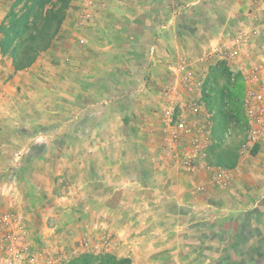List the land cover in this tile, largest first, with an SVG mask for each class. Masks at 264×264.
Listing matches in <instances>:
<instances>
[{
    "label": "rangeland",
    "instance_id": "374dc122",
    "mask_svg": "<svg viewBox=\"0 0 264 264\" xmlns=\"http://www.w3.org/2000/svg\"><path fill=\"white\" fill-rule=\"evenodd\" d=\"M120 2L134 4L0 0V220L20 222L0 221V243L9 231L23 237L19 264H264V184L254 187L264 175L257 174L258 148L245 146L247 86L241 75L240 87L232 84L229 67L213 71L201 63L211 45L234 31L219 35L214 19L191 28L187 22L176 38L165 30L158 70L153 60L155 71L145 75L147 47L124 45L127 56L115 55L97 40L109 32L107 18L125 17L96 7ZM133 18L128 34L149 35L154 20ZM123 34L118 38L128 39ZM183 62L198 75L209 72L212 120L208 126L201 118L203 133L169 155L168 121L145 106L164 104ZM16 249L12 244L8 252Z\"/></svg>",
    "mask_w": 264,
    "mask_h": 264
},
{
    "label": "built area",
    "instance_id": "2783aa9c",
    "mask_svg": "<svg viewBox=\"0 0 264 264\" xmlns=\"http://www.w3.org/2000/svg\"><path fill=\"white\" fill-rule=\"evenodd\" d=\"M249 16L250 20L258 17L254 11L250 12ZM256 30L257 28L240 29L234 34L220 37L219 41L210 46L201 63L207 64L205 68L210 70L214 65L222 64L229 67L231 80H234L236 75L242 76L247 86L243 102L248 119L245 146L249 149L258 148V151L264 152V58H261V61L255 59L249 50ZM173 76V88L167 91V104L163 107V117L168 121V129L171 130L169 155H175L174 152L183 139L195 135L196 131L202 129L201 118H206L208 126L211 118L202 95L209 80V72L198 75L192 65L183 62L173 70ZM185 103L188 106L187 109L184 108ZM200 132L203 133L202 130ZM194 150V156L197 158L201 149L196 145ZM218 177L223 180L222 173H219ZM0 221L5 225L16 227L20 225L17 218H11L8 215ZM13 232L14 230L5 233L1 238L3 243H0V264H19L26 250L21 245L23 237ZM12 244L17 248L13 253L8 252Z\"/></svg>",
    "mask_w": 264,
    "mask_h": 264
},
{
    "label": "crops",
    "instance_id": "0c3cea01",
    "mask_svg": "<svg viewBox=\"0 0 264 264\" xmlns=\"http://www.w3.org/2000/svg\"><path fill=\"white\" fill-rule=\"evenodd\" d=\"M122 1H125V0H122ZM133 2L134 4H132L131 2H128L126 4L124 2H120L119 6L107 7L105 8L106 9L105 11H103L104 9H100L99 7H96L98 9L99 14H108V15L113 14V15H121L125 17L121 21L124 23H121V22H118L117 20L115 22L113 19H110V17L108 16L109 18H107L108 21L106 24V29H107L106 31H109V32L104 34L106 36L105 38H100L97 40L98 41L106 40V49H108L107 51H110L109 53H116L115 55L123 54V56H127V53L125 54L122 48L124 45H125L124 47H126L129 44H133V46L135 44L136 47L139 48V50L143 49V47H147L148 67L143 72L145 75H147V72L153 73V71H155L154 68H151V63L153 62V60H155L156 52L157 53L159 52L158 50L161 46V41H162L159 37L162 36L163 32L165 30H170L171 32H174L175 38H176L177 31H180L183 29L185 30V29H188L189 27L191 28L190 24L191 23L194 24L197 21L205 24L206 21H213V19L218 20V21L220 20V22L217 23L218 25L214 26L215 30L220 31L219 35L227 31H231V32L234 31L233 32L234 34L238 30L243 29V28L244 29H247L250 27L257 28V32L259 33V36L258 38L256 37L254 39V47H253L254 49H253V52H251V56H254L255 59H258L260 61L262 60L261 58H264V0H133ZM161 6H164V7L161 8ZM252 11H254L255 13H258V15L260 16V17L258 16V20H255L254 23H251L249 20L250 19L249 14ZM136 15H143L147 17L148 20L150 21L154 20L153 25H151V27L148 29L149 35L148 34L145 35L141 33L140 35L131 37V35L128 34V27L131 24H133V22L135 21L133 16H136ZM100 22L98 21L95 24L96 27H98L97 29H100L103 25ZM187 22H189V27H187L186 25ZM119 32L121 34L126 33V35L129 36L128 39L120 38V37L118 38ZM178 42L179 41L175 40L174 43L176 46H178ZM257 44L258 46L257 48H255ZM127 58L128 57H122V62L125 63L126 61L125 59ZM78 59L79 61H81L80 58ZM96 59L98 60L99 58L96 56ZM156 60L154 62L158 70V62H157L158 60L157 61ZM107 69L109 73V71L111 70L113 71L114 67L110 65V67ZM127 69H129L127 70L128 76H133L134 72L132 71V69L130 68L128 64H127ZM148 76H150V74H148ZM172 79H174L173 75H172ZM208 81L210 84V80ZM205 88L206 89L208 88V84L205 85ZM110 89L111 90L108 89L106 91L107 94L114 93V91L112 90V86L110 87ZM205 93L207 94L209 93L208 89L205 91ZM161 101H162V98H161ZM106 102H107V105L112 104L113 99H108ZM148 103L149 104L145 106L146 110H149L150 108L149 105H152L154 109L158 110L163 116V107L167 104L166 99L164 101V104L157 103L158 107L157 105L151 104V101H148ZM210 119L212 120V117ZM163 124H160V125L163 126ZM164 126H167V125L164 124ZM257 157L259 160L258 161L259 164L262 165L260 167L261 170H258L257 174L264 175V152L258 151ZM235 170L232 172H233L234 177H236L235 178L236 180L237 171ZM176 171L177 172L175 173V175L177 174L185 175L184 173H179L178 169H176ZM201 173L204 174V172H201ZM205 175H206V172H205ZM208 180H209V177H208ZM204 181H206V178H204V176L201 179H198L197 180L198 186L200 185L203 186ZM262 184L264 183L260 182V183L255 184L254 186L255 189L256 190L261 189ZM194 185L196 186V184L192 182L190 189L192 188L193 190L195 188ZM182 188H185V187L182 186ZM154 189L157 190V188H154ZM186 201H189V200H186ZM177 203L181 204L182 202L181 200H179ZM208 206H213V205L209 204ZM159 264H163V263H159Z\"/></svg>",
    "mask_w": 264,
    "mask_h": 264
},
{
    "label": "trees",
    "instance_id": "16d2710c",
    "mask_svg": "<svg viewBox=\"0 0 264 264\" xmlns=\"http://www.w3.org/2000/svg\"><path fill=\"white\" fill-rule=\"evenodd\" d=\"M3 47H4V46H2V49H3ZM48 47H49V45H46V46L42 47V49L45 50V49H47ZM3 50H4V49H3ZM5 52H6V51L4 50V53H5ZM31 61H32V60H31ZM31 61H30V62H31ZM28 63H29V62H28ZM213 68H214V67H213ZM213 68H212V70L215 71L216 69H213ZM223 70H227V69L225 68V66H223ZM226 75L229 76L230 74H229V75L226 74ZM210 78H211V77H209V80H210ZM229 78H230V77H229ZM230 79H231V78H230ZM240 80H241L240 78H236L235 81L232 82V84L236 85L237 87H240V85H239ZM206 84H209V81H208ZM211 87H212V86H211ZM209 96H210V94H207V93H205V95H204V99H205V102H206L208 108H209V106H208V104H209ZM209 110H210V109H209Z\"/></svg>",
    "mask_w": 264,
    "mask_h": 264
}]
</instances>
